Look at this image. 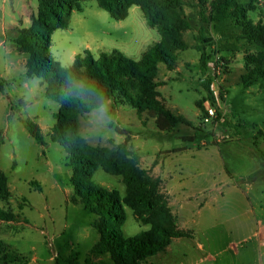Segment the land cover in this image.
Masks as SVG:
<instances>
[{
  "label": "rangeland",
  "instance_id": "1",
  "mask_svg": "<svg viewBox=\"0 0 264 264\" xmlns=\"http://www.w3.org/2000/svg\"><path fill=\"white\" fill-rule=\"evenodd\" d=\"M239 1L243 6L253 5L247 14L249 21L264 22L263 4L259 5L257 0ZM80 8L73 10L68 27L57 29L51 37L50 55L63 67L72 65L73 53L82 54L89 48L95 54L117 51L140 61L144 53L161 40L157 29L147 25L139 7H132L128 17L121 21L114 20L94 0L80 2ZM186 13L190 14L191 10L186 8ZM203 27L197 19L193 20L191 30L184 34L189 49L179 52L173 70L160 64L157 77L158 82H167L162 84L165 88H160L166 106L173 113L186 117L190 126H178L171 133L161 132L147 113L139 115L131 106L114 100L80 119V134L87 145L112 150L126 144L131 157H137L142 168L153 177L161 178L160 192L164 201L171 202L168 192L172 189L179 203L191 209V213H175L177 224L181 225L187 216L194 218L198 222L195 231L201 239L212 230L224 236L233 232L236 224L246 218H235L242 211L250 210L253 217L260 212L253 199V204H249L247 197L241 201L244 210L238 211L230 200L229 191L223 187L211 190L214 178L219 173L232 172L236 167L235 158L250 152L249 147L253 148L250 157L254 156L250 158L251 170L259 167L264 170L261 159L264 154V81L249 88L241 85L245 56L264 54V47L248 39L234 21L210 24L209 33ZM201 37L214 38V46L208 48V53L225 60V69L218 78L219 85L225 89V106L220 110L232 126L234 123L248 125L249 131L234 126L230 132L234 135L238 131L240 140L233 136L232 141L213 145L210 137L203 146V140L192 143L184 139L194 135L196 129L215 133V123H204L196 106L201 98L197 84L204 77L200 67ZM23 57L26 59L25 55ZM18 61L14 54L0 50V172L6 175L10 191L8 199L0 198V208L16 216L11 223L0 221V240L15 237L14 245L21 253L33 250L41 259L48 257L53 248L66 245L69 248L74 243L82 259L100 233L92 226L95 216L77 202L76 180L72 168L67 165L65 148L51 138L56 124L54 114L60 106L46 97V85L42 80L29 78L26 65ZM170 77L172 84L167 81ZM22 114L38 122L44 134L43 144L36 142L21 123ZM249 137L258 139L257 144L246 140ZM93 182L117 192L121 199L126 194L122 178L101 168L95 172ZM263 187L264 179H256L251 196L257 197ZM210 196L213 198L208 199ZM173 207L180 210L178 206ZM124 210L126 220L121 229L122 237L142 236L149 226L139 223L130 208L124 206ZM209 210H217L216 215H209ZM172 247L168 257L174 259L180 257L183 250L197 253L193 239L175 242Z\"/></svg>",
  "mask_w": 264,
  "mask_h": 264
},
{
  "label": "trees",
  "instance_id": "2",
  "mask_svg": "<svg viewBox=\"0 0 264 264\" xmlns=\"http://www.w3.org/2000/svg\"><path fill=\"white\" fill-rule=\"evenodd\" d=\"M82 1L38 0V14L33 17L32 26L19 31L14 44L26 56L27 76L42 80L46 85V97L60 106L54 114L56 124L51 138L68 154L67 165L72 168L76 180L77 202L95 216L92 226L99 231L100 238L93 246L92 254H108L113 264H145L149 258L166 251L174 239L190 236L178 230L176 215L160 192L161 178L153 177L142 168L137 157H131L126 144L112 150L87 145L80 134V119L114 100L131 106L139 115L147 113L161 132L171 133L178 126H190L191 122L172 113L159 99L156 81L159 65L164 64L168 70L176 67L179 52L189 49L184 34L191 30L194 19L205 26L203 28L208 33L210 24L234 21L248 39L261 47H264V22L255 24L249 21L247 14L254 7L252 4L243 6L239 0H94L116 21L125 20L132 7H139L147 25L157 29L161 40L148 49L140 61L117 51L102 52L96 57L87 49L75 57L71 66L63 67L50 55L51 37L57 29L68 27L73 10H81ZM186 8L191 10L190 14L186 13ZM201 39L200 67L202 75L207 78L201 84L204 93L196 106L204 119L207 115L205 102L210 100L216 107L210 90L212 76H208V64L214 59L208 48L214 46V40L211 37ZM221 61L225 62L223 58ZM244 61L245 74L241 77V85L249 88L264 81V54L247 55ZM219 89L224 99L225 89L222 85ZM20 121L31 137L43 144L44 135L37 121L26 114L21 115ZM229 124L225 115L217 129L228 133ZM212 136V132L196 129L194 135L184 139L193 143ZM1 143L0 136V146ZM262 156L264 158V154ZM99 168L122 178L126 186L122 199L117 192L93 182ZM9 197L8 179L0 172V198L6 200ZM124 206L132 210L139 223L149 226L142 236L122 237L121 229L126 220ZM15 219L14 213L0 208V221L11 223ZM29 259L0 240V264H26ZM54 264L81 263L76 254L66 257L62 247L57 251ZM85 264L93 262L89 260Z\"/></svg>",
  "mask_w": 264,
  "mask_h": 264
},
{
  "label": "crops",
  "instance_id": "3",
  "mask_svg": "<svg viewBox=\"0 0 264 264\" xmlns=\"http://www.w3.org/2000/svg\"><path fill=\"white\" fill-rule=\"evenodd\" d=\"M37 14L38 5L36 4V0H0V50L4 51L5 54H14L19 59L18 62H22L25 65L26 59L23 57L24 55L17 50L14 40L18 37L19 31L23 29H29L32 26L33 17L37 16ZM88 50H90L96 57L102 53L100 52L99 54H95L90 48ZM77 55L79 54H72V63L74 62V59ZM166 69L168 70L167 67ZM203 78L199 80L200 83ZM167 81L168 83L172 84V77L168 78ZM157 83L159 84L157 88L160 94L159 99L166 106L165 99L162 97L160 88H165L166 85L162 84H166L167 82L161 83L157 81ZM200 83L197 84V91L202 96L204 93V88ZM199 115H201V112ZM234 126L249 131L247 124L244 126L242 124L239 125L234 123ZM234 126L231 124L229 125L228 134L230 136H236L235 139L240 140L241 137L239 136L238 131L234 135L230 134ZM262 137L264 141V135ZM258 138L261 139V136ZM233 139L234 137L230 141ZM246 140H253V142H256V144L258 142V139L253 137H249ZM252 149L253 148L249 147L250 152L253 151ZM250 152H246L242 155L239 154L235 158L236 167H234V170L232 171L233 173L229 171H225V173H219L212 182L211 190H215L218 187H223L226 191H229L231 193L230 200L238 207V211L244 210L241 201L247 197L249 199V204H253L254 202L256 206H259V215H257V217H253L250 210L242 211V213L236 215L235 218H246H244L245 220H240L236 224L233 232L224 236V234H220L219 231L212 230L207 232L203 239L198 238L196 234L197 232L195 231V228L198 226V222L194 218H188L186 215L187 217L184 219L186 221L181 222V225H178V228L184 231V233L188 234L190 237L174 239L167 247L166 251L149 258L145 264H264V204L262 203V199H264V187L259 189L257 197L251 196L255 180L264 179V170H262L261 167L256 168V171L251 170L252 166L250 158H254V156L251 154L250 157ZM261 159L264 161L262 155ZM240 179L243 180L241 181ZM168 194L170 197H172V200L169 204L173 208L174 214L191 213V209L187 208L185 205H181L182 203H179L172 189H169ZM209 198L213 197L210 196L208 199ZM173 206H178L180 210L176 211ZM216 212L217 210H209L208 214L214 217ZM99 238H96L93 241L94 243L90 247V250L83 254L82 259L79 258L80 254L76 252L77 248L74 243H72L69 248H67V245L65 247L61 246L59 248H65L66 257L76 254L81 264H85L89 260H92L93 264H113V261L108 254H92V248L98 242ZM183 239H193L197 253H193L190 249H188L181 251L182 255L176 259H174L173 256L168 257L169 253L173 251L172 246L174 243H179ZM6 240L7 239H5V242L7 244L11 245L14 250L21 253V251L14 245L15 237L13 239H8V241ZM59 248H53V250H50V255L48 257H44L43 259L38 257L33 250L21 254L29 256V262L26 264H54V260Z\"/></svg>",
  "mask_w": 264,
  "mask_h": 264
},
{
  "label": "built area",
  "instance_id": "4",
  "mask_svg": "<svg viewBox=\"0 0 264 264\" xmlns=\"http://www.w3.org/2000/svg\"><path fill=\"white\" fill-rule=\"evenodd\" d=\"M259 5L264 4V0H257ZM223 61H221L220 56H215V58L209 62L208 67H209V72L208 76H212V82L210 86V90L214 95L215 101H216V107H214L211 104V101L205 102L204 106L206 108L207 115L203 119L204 123H210L214 122L215 123V133L212 132L213 136V142L219 144V143H224L230 140L229 135L226 132L220 131L218 128V123L224 121V116L226 115L225 113H222L220 108L224 109L225 103L223 101V98L221 97V91L219 89V82L218 78L221 75L222 72V67H223ZM207 76L204 77L201 80V83H204L206 80ZM218 110H220V114L218 113ZM203 146L207 145L205 140H203ZM215 192V191H214ZM219 192V191H217Z\"/></svg>",
  "mask_w": 264,
  "mask_h": 264
}]
</instances>
